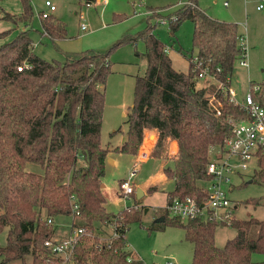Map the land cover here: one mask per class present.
<instances>
[{
    "label": "trees",
    "instance_id": "obj_1",
    "mask_svg": "<svg viewBox=\"0 0 264 264\" xmlns=\"http://www.w3.org/2000/svg\"><path fill=\"white\" fill-rule=\"evenodd\" d=\"M19 1V15H0L1 20L27 27L0 46V232L6 229L0 264H57L43 246L54 235L53 224L46 222L69 217L73 205L78 216L71 224L86 230L92 241L87 247L84 243L88 238L83 239L75 247V262L141 264L129 255L124 233L125 225L139 220L146 209H128L115 216L105 211L101 193L105 158L110 151L100 144L104 84L110 73L108 53H65L62 63L42 60L31 48L30 1ZM187 3L175 11L173 22H167L169 35L182 21L191 22V48L213 79L197 81L189 64L185 73L176 72L163 52L164 46L152 34L157 16H147L143 32L119 43L142 41L145 70L134 77L132 103L123 116L124 142L111 151L133 157L143 131H152L156 136L148 158L164 161L168 143L175 141L176 154L162 169L166 180L172 182L166 200L191 197L201 201L205 194L200 187L208 179L206 166L215 157L210 155L216 152L220 156L232 126L245 118L241 109L216 90L218 83L234 76L240 54L236 38L242 35L235 24L216 21L198 10L196 0ZM38 20L42 36L50 42L64 38V25L53 16ZM7 33L1 32L0 39ZM24 63L29 69L16 72ZM257 86L251 98L264 106V79ZM211 97L213 103L208 102ZM117 132L119 128L113 134ZM255 162L257 170L251 182L264 187V155L258 153ZM26 164L38 171H27ZM159 214L147 231L182 229L183 240L192 246L190 264H252V255L264 256V220L232 217L229 227L235 235L218 248L214 231L223 224L181 222L168 218L164 210ZM103 226L112 228L115 236L107 235L98 243L93 233L102 235Z\"/></svg>",
    "mask_w": 264,
    "mask_h": 264
},
{
    "label": "rangeland",
    "instance_id": "obj_2",
    "mask_svg": "<svg viewBox=\"0 0 264 264\" xmlns=\"http://www.w3.org/2000/svg\"><path fill=\"white\" fill-rule=\"evenodd\" d=\"M29 1L33 14L29 24L31 48L37 57L47 62L62 63L65 53L86 51L101 55L108 53L110 73L104 84L100 144L102 146L109 144L115 130L119 128L125 131L126 129L121 115L132 103L134 77L141 76L145 70L142 41L136 40L135 44L131 41L119 43L127 38L133 39L143 32L147 16L152 18L157 16V19L173 22L171 19L175 11L184 6V3L186 5L188 0H48L55 7V11L50 16L60 21L65 28L64 38L53 42L42 36L37 17V12L44 9L43 2L46 0ZM254 1L196 0L199 9L206 16L216 21L233 20L238 33L245 38L247 69L238 67L235 63L234 76L230 81V87L239 103L252 86L258 85L264 79V16L255 11ZM5 5L11 11L16 8L22 9L19 0H0V14L3 11L7 13ZM13 19L19 23L18 19L15 17ZM153 22V19L150 20V24ZM2 23L6 24L7 28L3 30L8 33L0 39V46L10 42L21 30L27 29L21 23L15 26L0 19V24ZM81 24H84L86 28L83 32L79 29ZM167 27V24H157L152 34L166 49V55L171 60L172 67L183 70L187 66L186 59L195 53L191 48L193 24L188 20L182 21L172 36L169 35ZM123 133L125 132H122L125 138ZM210 156L211 158L215 156V159L219 154L213 152ZM129 164L125 155V158L120 161L123 175L131 170ZM25 169L29 172L38 171L36 166L30 164H26ZM155 169L156 167L152 169L150 164L142 165L135 174L134 179L137 184L148 179ZM256 170V162L253 158L247 162L246 171L233 176L231 185L225 188L231 205V215L236 220L250 218L264 220V187L251 182L253 171ZM111 176L109 172L104 176L108 192L116 187L114 184L116 178ZM134 179L131 180L132 183ZM135 188L138 187L135 185ZM117 194L116 189V198ZM163 194L158 190L151 195L145 194L140 200L132 195L118 207L117 203L121 202V199L109 197L105 200L104 208L106 212L115 216L125 211V208L136 207L134 210H138L140 208L138 206H142L146 209L144 214H140L139 220H132L125 225V242L129 255L138 259L141 264H190L192 246L183 240L182 229L165 227L163 230L147 231L159 219L160 214L154 211L162 205ZM69 223V217L55 219L53 237H61ZM102 230L104 231L102 235L93 233L94 236H98V243L110 235L109 227L103 226ZM5 234L6 229L0 232V247L4 246ZM234 235L235 230L229 227V223L218 225L214 231V245L220 248ZM91 243L92 241L88 238L84 245L88 247ZM250 260L252 264H264L263 255L254 254Z\"/></svg>",
    "mask_w": 264,
    "mask_h": 264
},
{
    "label": "built area",
    "instance_id": "obj_3",
    "mask_svg": "<svg viewBox=\"0 0 264 264\" xmlns=\"http://www.w3.org/2000/svg\"><path fill=\"white\" fill-rule=\"evenodd\" d=\"M183 5L187 6L189 4L185 5L184 3ZM43 8V10L37 12L38 18L44 19L55 10V7L49 1L43 2ZM254 9L261 15H264V0H258L254 5ZM157 23L160 25L167 24L164 19H158ZM79 29L83 32L86 28L84 24H81ZM236 41L240 51L236 62L237 66L247 69L245 38L242 35L236 38ZM163 52L166 53V49ZM188 64L191 66L192 71L195 72L197 81L213 79L214 75L209 72L206 64L197 55H191L188 59ZM27 69L29 67L24 63L16 67L15 70L16 72H20ZM230 81L231 78H226L224 84L218 83L216 90L227 99L228 103L241 109L245 118L232 126L231 136L224 142L222 153L207 164L206 175L208 179L200 187L201 191L205 194V198L201 201L191 197L167 198L163 210L169 217L177 218L181 222L199 220L216 224L229 223L232 218V211L225 188L231 185V178L233 176L246 171L249 160L255 158L258 153L264 155V106L256 104L251 98V93L256 92L258 86H252L239 103L236 101L235 93L230 87ZM208 102L213 103L214 98L211 97ZM218 114V111L215 110V115ZM145 159L146 155L144 153H137L126 179L118 183V195L122 205L128 198L134 195L135 190L131 180L136 174L139 162ZM133 208L136 209V207ZM128 209L125 208V211ZM77 216V207L73 205L71 207V215L69 216L70 223L67 234L63 237H52L43 243V246L51 253V256L56 259L57 264H82L75 262V247L83 239L89 238V233L83 228L75 227L71 224L74 217ZM46 223L51 225L53 221L48 219ZM111 230L112 228L110 229V237L113 238L115 235ZM130 261L131 259L128 257L126 262L129 263Z\"/></svg>",
    "mask_w": 264,
    "mask_h": 264
},
{
    "label": "crops",
    "instance_id": "obj_4",
    "mask_svg": "<svg viewBox=\"0 0 264 264\" xmlns=\"http://www.w3.org/2000/svg\"><path fill=\"white\" fill-rule=\"evenodd\" d=\"M46 1H48V0H46ZM257 1L258 0H255L254 4ZM196 6H197L198 10H200L198 5H197V2H196ZM9 9L5 5V10L7 11V13L9 15L17 16V15H19L21 13V10L18 9V8H16L15 10H12V11L9 10ZM209 18H211V17H209ZM211 19H213V18H211ZM218 21L219 22L235 24L234 22H232L233 20H225V21L218 20ZM6 28H7V26H6L5 23L0 24V33L6 31V30H3V29H6ZM166 54H167V52H166ZM170 62H171V60H170ZM186 62H187V59H186ZM171 66H172V63H171ZM187 68H188V63H187V66L183 70L175 69V68H173V69L176 72L185 73L187 71ZM124 114H125V111L122 112L121 116L123 117ZM122 132H124V131L120 130V132L118 134H114V136H112V138L110 139L109 144H107L108 149L110 151L108 152V154H107V156L105 158L104 174H103L102 179H101V183H102V185H101L102 186L101 193H102V196L104 198V205L106 203L105 200L109 199V197H111L112 199H117L119 197V195L117 194V198H116V189L118 191L117 185H118V183L120 181H123L124 178L127 176V172L124 175L122 174L121 166H120V161L123 158H125V155H123L121 153H118V152L111 151L112 149H114L116 147H119L120 144L122 143V141L119 142L121 137H122L121 140L123 139ZM155 136H156V134L154 132H152V131H143L141 144H140V146L138 148L137 153H144L146 155V159L139 162L138 169H137L136 173H138V171H139V169H141L142 165L145 166L147 164H150L152 169H153V167H156L155 172L153 171V173L149 175L148 179L140 181L139 184H137L136 180L134 179L135 178V176H134V178H133L134 181H133L132 185H133L134 190L136 189L135 188V185H136L138 187V189L141 191V196H140L139 200L141 198H143L145 194L151 195L152 193H156V191H158V190H159V192H163L164 193L163 196H162L163 197L162 205L157 207L156 211H154L155 213H159V212H161L163 210V208L165 206L167 193L172 190V182L169 181V180H166V178L162 174V169L168 164V160L176 154L177 146H176V142L175 141H170L168 143V146H167V160L158 161V160L149 159L148 155H149V152L151 151V148L153 147V144H154V141H155ZM136 155L133 156V157L132 156H127L128 162L130 163L129 165L132 166V163L134 162V160L136 158ZM108 172L112 174L111 177H115L116 178V181L114 183L116 187H115L114 190L111 189L110 192H108V188L106 187V184L104 182V176ZM151 188L155 189L154 190L155 192L154 191H152V192L149 191L148 192V189H151ZM121 205H122L121 202L117 203V207L121 206ZM135 206H138V205L135 204ZM138 207H142V206H138ZM68 228H69V225L66 227V230L62 234L61 237L65 236L67 234ZM124 239H125V233H124Z\"/></svg>",
    "mask_w": 264,
    "mask_h": 264
},
{
    "label": "water",
    "instance_id": "obj_5",
    "mask_svg": "<svg viewBox=\"0 0 264 264\" xmlns=\"http://www.w3.org/2000/svg\"><path fill=\"white\" fill-rule=\"evenodd\" d=\"M122 142L124 141V138L121 140ZM250 182V181H249ZM134 196H135V198L138 200L139 198H140V196H141V191L138 189V188H136L135 189V191H134ZM122 204V203H121Z\"/></svg>",
    "mask_w": 264,
    "mask_h": 264
}]
</instances>
